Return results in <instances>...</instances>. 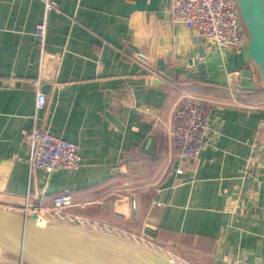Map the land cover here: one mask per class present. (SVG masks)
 <instances>
[{"label": "crops", "instance_id": "0c3cea01", "mask_svg": "<svg viewBox=\"0 0 264 264\" xmlns=\"http://www.w3.org/2000/svg\"><path fill=\"white\" fill-rule=\"evenodd\" d=\"M49 1L40 40L45 0H0V207L23 210L29 193L44 209L66 192L96 202L74 213L183 264H264V86L244 46L209 47L169 0ZM38 78L47 102L36 110ZM186 94L210 113L197 161L170 138ZM33 126L77 144L79 167L29 174Z\"/></svg>", "mask_w": 264, "mask_h": 264}, {"label": "built area", "instance_id": "2783aa9c", "mask_svg": "<svg viewBox=\"0 0 264 264\" xmlns=\"http://www.w3.org/2000/svg\"><path fill=\"white\" fill-rule=\"evenodd\" d=\"M55 8V2L45 0L43 19L34 28V35L40 40H43L46 34V15ZM169 12L174 20L183 23L188 29L197 31L204 42L215 50L240 49L247 44V34L241 24L236 0H169ZM30 83L36 91V110L42 109L47 97L39 90L41 81L38 78ZM209 125L207 102L197 96L183 95L174 109V122L170 131L171 142L177 153L185 159L197 161L205 146ZM23 136L29 148L26 158L29 174L35 169L51 174L62 169L75 170L79 167L77 144L52 135L44 127L33 126L25 131ZM29 199L30 195L27 193L23 210L29 213L53 217L81 227H96L108 232L113 229L96 218L82 216L71 210L96 202L75 201L69 193L61 192L52 197L50 207L42 209L29 207ZM136 241L172 258L166 246L154 245L143 237L136 238Z\"/></svg>", "mask_w": 264, "mask_h": 264}, {"label": "water", "instance_id": "95a60500", "mask_svg": "<svg viewBox=\"0 0 264 264\" xmlns=\"http://www.w3.org/2000/svg\"><path fill=\"white\" fill-rule=\"evenodd\" d=\"M236 4L248 39L243 54L258 67L264 86V0H236ZM155 71L166 77L164 60L155 62ZM151 83L162 84L157 79ZM0 250L19 264H183L116 233L2 207Z\"/></svg>", "mask_w": 264, "mask_h": 264}, {"label": "rangeland", "instance_id": "374dc122", "mask_svg": "<svg viewBox=\"0 0 264 264\" xmlns=\"http://www.w3.org/2000/svg\"><path fill=\"white\" fill-rule=\"evenodd\" d=\"M44 218H49V219H54L53 217H47L45 215H43ZM11 259V260H10ZM0 264H19L16 260L14 261V259L12 260V258H7V259H3L0 260Z\"/></svg>", "mask_w": 264, "mask_h": 264}, {"label": "bare ground", "instance_id": "6f19581e", "mask_svg": "<svg viewBox=\"0 0 264 264\" xmlns=\"http://www.w3.org/2000/svg\"><path fill=\"white\" fill-rule=\"evenodd\" d=\"M0 253L3 255V257H2V260L4 259H7V258H11L10 256H8L5 252H3V251H1L0 250ZM11 260V259H10ZM13 260V259H12ZM15 261V260H14Z\"/></svg>", "mask_w": 264, "mask_h": 264}]
</instances>
